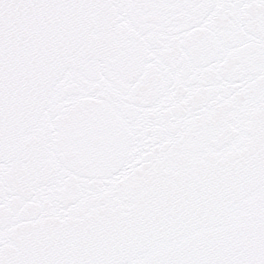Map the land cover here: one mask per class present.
<instances>
[{
	"label": "snow or ice",
	"instance_id": "6c2138e0",
	"mask_svg": "<svg viewBox=\"0 0 264 264\" xmlns=\"http://www.w3.org/2000/svg\"><path fill=\"white\" fill-rule=\"evenodd\" d=\"M0 264H264V0H0Z\"/></svg>",
	"mask_w": 264,
	"mask_h": 264
}]
</instances>
